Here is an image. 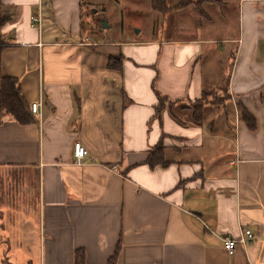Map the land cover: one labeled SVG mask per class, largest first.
<instances>
[{
	"label": "crops",
	"instance_id": "crops-1",
	"mask_svg": "<svg viewBox=\"0 0 264 264\" xmlns=\"http://www.w3.org/2000/svg\"><path fill=\"white\" fill-rule=\"evenodd\" d=\"M219 1L161 14L187 23L168 38L121 45L82 31L83 0H0V76L42 100L35 122H0V264H73L77 249L107 264L117 246L113 264H264V0ZM224 76L230 98L196 122L184 106ZM158 95L179 103L156 116ZM157 144L165 164L150 167ZM242 228L254 239L230 255L221 237Z\"/></svg>",
	"mask_w": 264,
	"mask_h": 264
},
{
	"label": "rangeland",
	"instance_id": "rangeland-1",
	"mask_svg": "<svg viewBox=\"0 0 264 264\" xmlns=\"http://www.w3.org/2000/svg\"><path fill=\"white\" fill-rule=\"evenodd\" d=\"M178 1L179 0H166V5L170 7V10H168L166 13L174 12L177 14V10L187 7H173ZM83 3L84 10L82 19L84 24L86 26H90L92 23L93 27V32H88L89 36L93 39H99L105 43L117 42L121 43L122 45L125 42L168 38L171 36L170 30H167L169 26L172 28L173 26H176L180 29L185 28L182 26H187V23L185 22L180 25H177V23H175V25L172 24L167 14L161 15L164 13L155 11L151 8V0L150 7L148 0H83ZM204 3L205 2L201 4L190 3L188 5H196L200 8ZM202 18H205V16L203 15ZM225 18L226 17H221L220 15L217 19H213L212 21L219 20L223 26L225 23L227 25L226 28L231 31L235 27V19L233 17H229L228 19L224 20ZM201 21V24L205 23V21L208 24L211 20L202 19ZM200 22L198 19H195L193 22H191L190 28L199 29ZM195 24L196 26H194ZM223 34L224 33L221 31L220 33H217V35L215 34V36L220 37ZM230 46L231 44L227 45V47ZM203 52L206 53L204 54V58H209V54H207L208 51L206 50ZM229 65L230 60L227 67L225 68L227 69V72L229 70ZM224 67L225 65H223L220 70H222ZM225 78L226 77L224 76L221 79V92L214 94L210 93L211 100H218L220 96L227 97V94L224 92V86L226 84ZM227 101L228 99H224L220 105H224ZM188 119H190V116L187 118V120Z\"/></svg>",
	"mask_w": 264,
	"mask_h": 264
},
{
	"label": "trees",
	"instance_id": "trees-1",
	"mask_svg": "<svg viewBox=\"0 0 264 264\" xmlns=\"http://www.w3.org/2000/svg\"><path fill=\"white\" fill-rule=\"evenodd\" d=\"M203 2H219V0H179L175 3L173 7L183 8L188 6L190 3L201 4ZM151 8L155 11L166 13L170 10V7L166 5V0H151ZM83 18V15H82ZM5 20V15H0V25ZM81 27L83 32H93L92 23L90 26H86L84 21L81 22ZM4 45L0 42V51ZM123 56L121 54L109 56L108 67L121 70ZM227 94V97H219L218 100H211L208 97V93L204 92L202 98L194 101L190 105L184 106L185 108H190L192 110V118L196 122L201 121L202 118V109L208 104H221L224 99L227 100L230 98L227 89L224 91ZM179 101H171L168 98L158 95V103L155 106V115L159 116L161 112L166 108H171ZM237 111L239 118L246 123L250 130L256 128V121L253 114L241 103L237 105ZM6 115L12 117L16 122L22 125H27L36 121L35 114L31 110V104H28L24 97L22 96L19 80L12 77H3L0 76V122L2 118ZM176 117V116H174ZM147 164L150 167H154L158 164H165L164 160V147L162 144H157L149 151L147 158ZM2 218V213L0 212V219ZM119 251V246L116 247L115 253L108 260L107 264H113L116 260L117 253ZM86 256L83 249H77L74 251L73 264H85Z\"/></svg>",
	"mask_w": 264,
	"mask_h": 264
},
{
	"label": "built area",
	"instance_id": "built-area-1",
	"mask_svg": "<svg viewBox=\"0 0 264 264\" xmlns=\"http://www.w3.org/2000/svg\"><path fill=\"white\" fill-rule=\"evenodd\" d=\"M40 22L39 15L31 17V25H38ZM42 100L33 102L31 104V110L34 114H41ZM89 156V152L82 144L76 142L73 146V159L75 164H82L84 159ZM113 168V167H112ZM254 239V234L248 228H242L240 234L237 237L222 236L221 242L223 248L228 254L232 255L238 246H247Z\"/></svg>",
	"mask_w": 264,
	"mask_h": 264
}]
</instances>
